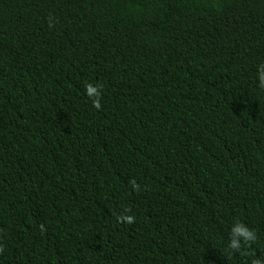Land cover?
<instances>
[{"label":"trees","instance_id":"obj_1","mask_svg":"<svg viewBox=\"0 0 264 264\" xmlns=\"http://www.w3.org/2000/svg\"><path fill=\"white\" fill-rule=\"evenodd\" d=\"M262 63L264 0H0V264L264 256Z\"/></svg>","mask_w":264,"mask_h":264},{"label":"clouds","instance_id":"obj_2","mask_svg":"<svg viewBox=\"0 0 264 264\" xmlns=\"http://www.w3.org/2000/svg\"><path fill=\"white\" fill-rule=\"evenodd\" d=\"M257 87L264 90V63L258 65L256 72ZM102 93V85L85 83L84 84V94L90 100L91 106L94 109H100V98ZM132 188L135 190L137 185L134 180L129 181ZM127 210H125V213ZM122 213L117 217L118 222H123L125 224H131L134 222L135 217L133 215ZM43 230V228H41ZM256 239L254 231L248 228L245 224L235 221L230 226L228 230V242L227 249L239 252L242 246H247ZM250 264H264V256L260 258L251 259Z\"/></svg>","mask_w":264,"mask_h":264}]
</instances>
